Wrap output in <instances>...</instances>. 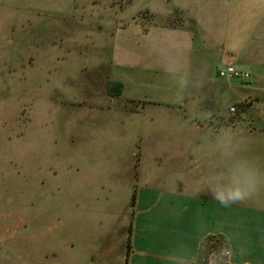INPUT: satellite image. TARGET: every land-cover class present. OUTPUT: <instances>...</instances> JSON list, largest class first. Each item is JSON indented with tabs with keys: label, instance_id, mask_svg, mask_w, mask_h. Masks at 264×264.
Returning a JSON list of instances; mask_svg holds the SVG:
<instances>
[{
	"label": "rangeland",
	"instance_id": "1",
	"mask_svg": "<svg viewBox=\"0 0 264 264\" xmlns=\"http://www.w3.org/2000/svg\"><path fill=\"white\" fill-rule=\"evenodd\" d=\"M225 1L0 0V264H123L144 177L262 156L264 0Z\"/></svg>",
	"mask_w": 264,
	"mask_h": 264
},
{
	"label": "crops",
	"instance_id": "2",
	"mask_svg": "<svg viewBox=\"0 0 264 264\" xmlns=\"http://www.w3.org/2000/svg\"><path fill=\"white\" fill-rule=\"evenodd\" d=\"M241 3L243 0H227L223 9L230 14ZM253 145L264 150V141ZM196 154L188 160L197 171L190 190L180 184L170 186L156 176L144 177L142 186L133 189L131 200L134 193L136 200L131 232L121 239L123 264H199L201 249L210 238L227 243L233 253L232 264H264V188L248 200L225 206L209 189L217 186V177L230 168L228 158L200 159ZM262 156L256 154V165H264ZM204 168L206 176L201 173ZM261 174L264 176V169Z\"/></svg>",
	"mask_w": 264,
	"mask_h": 264
},
{
	"label": "clouds",
	"instance_id": "3",
	"mask_svg": "<svg viewBox=\"0 0 264 264\" xmlns=\"http://www.w3.org/2000/svg\"><path fill=\"white\" fill-rule=\"evenodd\" d=\"M227 155L233 156L234 152ZM216 184L209 191L215 200L227 206L258 195L264 186V176L255 161L239 157L226 172L217 177Z\"/></svg>",
	"mask_w": 264,
	"mask_h": 264
},
{
	"label": "built area",
	"instance_id": "4",
	"mask_svg": "<svg viewBox=\"0 0 264 264\" xmlns=\"http://www.w3.org/2000/svg\"><path fill=\"white\" fill-rule=\"evenodd\" d=\"M219 77L229 80L250 78L248 73L242 72L237 67L230 65L226 69L220 70ZM237 108L231 107L230 114H236ZM233 253L227 243L223 240L214 239L204 245L199 255V264H232Z\"/></svg>",
	"mask_w": 264,
	"mask_h": 264
},
{
	"label": "trees",
	"instance_id": "5",
	"mask_svg": "<svg viewBox=\"0 0 264 264\" xmlns=\"http://www.w3.org/2000/svg\"><path fill=\"white\" fill-rule=\"evenodd\" d=\"M180 11V10H179ZM181 12V11H180ZM178 11L175 12V14H177ZM182 13V12H181ZM183 14V13H182ZM182 21V20H181ZM183 22L180 24L181 26H183ZM194 25V24H193ZM191 31L193 32L194 35L195 34V25L194 27L191 29ZM123 94V85L121 83H116V84H112L111 86H109V89H108V95L111 97V98H117V97H120L122 96ZM135 200H136V195L134 193L133 195V198H132V203L133 205H135ZM131 232V228L129 230ZM214 240V238H210L208 239L206 242H205V246L207 244H209L210 242H212ZM128 256L130 255V240L128 241V252H127Z\"/></svg>",
	"mask_w": 264,
	"mask_h": 264
}]
</instances>
